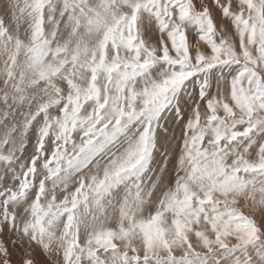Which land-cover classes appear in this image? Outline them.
I'll return each instance as SVG.
<instances>
[{
  "label": "snow or ice",
  "instance_id": "6c2138e0",
  "mask_svg": "<svg viewBox=\"0 0 264 264\" xmlns=\"http://www.w3.org/2000/svg\"><path fill=\"white\" fill-rule=\"evenodd\" d=\"M0 264H264V0H0Z\"/></svg>",
  "mask_w": 264,
  "mask_h": 264
},
{
  "label": "rangeland",
  "instance_id": "374dc122",
  "mask_svg": "<svg viewBox=\"0 0 264 264\" xmlns=\"http://www.w3.org/2000/svg\"><path fill=\"white\" fill-rule=\"evenodd\" d=\"M40 260H41V261H43V260H44V257H43L42 255L40 256Z\"/></svg>",
  "mask_w": 264,
  "mask_h": 264
}]
</instances>
